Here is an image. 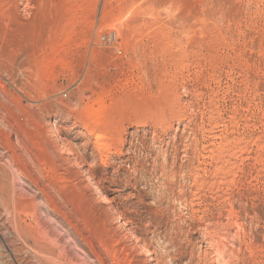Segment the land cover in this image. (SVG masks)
<instances>
[{"label": "rangeland", "instance_id": "rangeland-1", "mask_svg": "<svg viewBox=\"0 0 264 264\" xmlns=\"http://www.w3.org/2000/svg\"><path fill=\"white\" fill-rule=\"evenodd\" d=\"M37 245L264 264V0H0V264Z\"/></svg>", "mask_w": 264, "mask_h": 264}, {"label": "bare ground", "instance_id": "bare-ground-1", "mask_svg": "<svg viewBox=\"0 0 264 264\" xmlns=\"http://www.w3.org/2000/svg\"><path fill=\"white\" fill-rule=\"evenodd\" d=\"M6 137H8V136H6ZM13 159H14V158H13ZM19 172H20V171H19ZM1 174H2V173H1ZM14 174H15V173H14ZM14 179H15V177H14ZM3 181H5V180H3ZM10 182H11V181H10ZM15 182H16V181H15ZM10 184H11V183H10ZM7 185H8V183H7ZM10 186H11V185H10ZM13 188H15V187H13ZM8 189H9V188H8ZM11 190H12V189H11ZM13 190H14V189H13ZM7 192H8V191H7ZM43 192H44V191H43ZM5 193H6V192H5ZM6 195H7V194H6ZM9 195H10V194H9ZM9 195H8V196H9ZM11 195H12V194H11ZM8 196H7V197H8ZM9 197H10V196H9ZM15 197H16V196H15ZM44 197H45V196H44ZM48 197H49V196H48ZM11 198H12V197H11ZM13 198H14V194H13ZM13 198H12V199H13ZM17 199H18V198H17ZM10 201H11V200H10ZM7 202H8V201H7ZM21 202H22V201H21ZM23 203H24V202H23ZM25 203H27V202H25ZM25 203H24V204H25ZM47 204H48V203H47ZM5 205L7 206L8 204L6 203ZM13 205H14V206H17V205H18V206H19V203H18V202H15L14 199H13ZM20 205H21V203H20ZM10 206H11V205H10ZM14 206H13V207H14ZM20 209H21V208H20ZM13 210H14V209H13ZM8 211H9V210H8ZM17 211H18V210H17ZM18 213H19V212H18ZM19 214H20V213H19ZM14 216H15V215H14ZM18 216H19V215H17V218H18ZM15 217H16V216H15ZM12 218H13V217H12ZM13 220H14V219H13ZM17 220H19V219H17ZM14 222H15V221H14ZM17 226H18V225H17ZM20 226H21V223H20ZM23 226H24V225H23ZM18 227H19V226H18ZM21 227H22V226H21ZM20 229H21V228H20ZM23 229H24V228H22V230H23ZM25 229H26V228H25ZM27 230H29V229H27ZM15 231H16V230H15ZM17 232H18V231H17ZM17 232H16V233H17ZM23 232H24V230H23ZM25 232H26V231H25ZM18 234H19V233H18ZM34 236H35V235H34ZM16 237H17V235H16ZM41 237H42V236H41ZM19 238H20V237H19ZM21 238H22V237H21ZM30 238H31V237H30ZM32 238H33V237H32ZM16 239H17V238H16ZM35 239H36V238H35ZM43 240H44V239H43ZM18 241H19V240H18ZM32 242H33V241H32ZM34 242L37 243V241H34ZM25 243H26V242H25ZM25 243H24V244H25ZM39 244H40V243H39ZM29 245H30V244H29ZM12 246H13V245H12ZM37 246H38V245H37ZM37 246H34V249L37 248ZM38 247H39V249L41 250V252H39V256L42 257L43 259L45 258V261L48 260V263L51 262L52 264H60V262H58V259H55V258H54V255H53L50 251L48 252V251H47L46 249H44V247H42V246H38ZM29 248H30V247H29ZM51 248H52V247H51ZM27 250H28V249H27ZM29 250H30V249H29ZM32 251H33V250H32ZM42 251H43V252H42ZM30 252H31V251H30ZM33 252H34V251H33ZM30 254H32V253H30ZM37 254H38V252H37ZM37 254H36V255H37ZM31 256H32V255H31ZM34 256H35V255H34ZM32 257H33V256H32ZM40 257H39V258H40ZM57 257H58V256H57ZM30 258H31V257H30ZM42 258H40V259H42ZM60 258H61V257H60ZM34 259H35V258H34ZM60 261H61V260H60ZM46 263H47V262H46Z\"/></svg>", "mask_w": 264, "mask_h": 264}]
</instances>
